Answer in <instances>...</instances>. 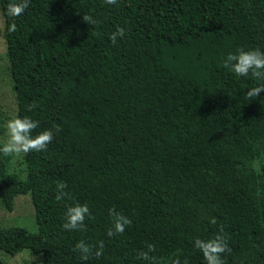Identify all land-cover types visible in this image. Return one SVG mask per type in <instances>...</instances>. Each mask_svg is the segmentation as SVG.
<instances>
[{
  "label": "trees",
  "instance_id": "16d2710c",
  "mask_svg": "<svg viewBox=\"0 0 264 264\" xmlns=\"http://www.w3.org/2000/svg\"><path fill=\"white\" fill-rule=\"evenodd\" d=\"M8 3L16 117L39 122L33 135L61 131L24 154L25 178L0 152L1 204L11 211L29 193L37 224L0 227V251L29 249L43 264H148L137 253L150 243L165 261L206 264L194 241L222 227L224 264H264V91L246 96L264 78L223 66L240 49L264 51V0H31L15 33ZM118 27L126 33L113 45ZM61 181L71 199H55ZM75 203L92 214L83 231L62 227ZM113 208L133 223L109 237ZM80 240L93 253L103 241V255L82 261Z\"/></svg>",
  "mask_w": 264,
  "mask_h": 264
},
{
  "label": "clouds",
  "instance_id": "9594fccd",
  "mask_svg": "<svg viewBox=\"0 0 264 264\" xmlns=\"http://www.w3.org/2000/svg\"><path fill=\"white\" fill-rule=\"evenodd\" d=\"M31 0H9L8 7L6 9L7 17L12 18V22L6 24V29L9 33H15L18 31V25L15 23V18L22 16L26 9L29 7ZM106 4L117 5L119 0H105ZM83 21L89 25L95 26L98 21L93 18L92 15L85 13ZM126 29L124 27H118L116 31L112 32L109 39L113 45H116L118 38L125 36ZM99 35V33H96ZM225 68H230L237 76L248 77L251 75L255 78H264V51L259 48L251 50L240 49L235 54L227 55L223 62ZM264 91V85H258L250 88L246 92V96L249 99L257 97ZM38 104L33 103L27 105V110L32 111L37 108ZM39 126V122L28 116L14 117L7 121V138L0 144V152L5 156H19L20 154H28L30 152H41L48 148V145L52 143L54 139V132L58 134L61 131L59 125L54 126L53 129H45L38 134L33 135L35 129ZM67 184L64 182H57L56 190L57 194L55 199L62 201L65 198L71 199V196L65 189ZM109 214L112 217V225L108 228L106 234L109 237L123 234L127 227H130L133 223L132 219L127 215H124L115 208L109 210ZM91 212L88 204L75 203L68 206L65 213V222L62 227L65 230L83 231L86 228L85 219L91 217ZM210 223L215 225L217 223L216 218L212 217ZM223 228L221 227L219 233L210 239L197 238L194 241L195 249L199 250L203 254V258L206 264H224L222 254L228 253L231 249L228 246L227 238L223 234ZM93 245L85 243L80 240L75 245L74 251L79 253V258L87 262L90 256L98 258L103 255V249L105 247L103 241L99 242L93 253ZM156 248L153 244H147L146 248L141 249L137 253V258L148 262V264H188L187 259L183 262L179 257L172 258L168 261L159 258L155 253ZM34 259V257H32Z\"/></svg>",
  "mask_w": 264,
  "mask_h": 264
},
{
  "label": "rangeland",
  "instance_id": "374dc122",
  "mask_svg": "<svg viewBox=\"0 0 264 264\" xmlns=\"http://www.w3.org/2000/svg\"><path fill=\"white\" fill-rule=\"evenodd\" d=\"M3 17L0 11V142L7 138V121L16 117V99L13 81L10 73L6 44L3 37ZM8 173L18 178H25L26 166L24 154L9 156L7 163ZM17 226L31 232L37 231L34 208L30 194H19L14 197V205L8 211L0 202V227ZM34 257V259H32ZM0 260L6 264H43L41 253H33L23 249L14 255L0 251Z\"/></svg>",
  "mask_w": 264,
  "mask_h": 264
}]
</instances>
